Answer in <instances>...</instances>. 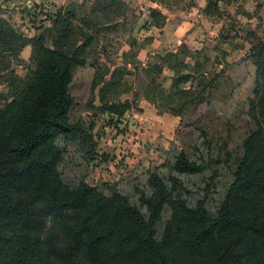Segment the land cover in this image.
Listing matches in <instances>:
<instances>
[{"label": "trees", "instance_id": "16d2710c", "mask_svg": "<svg viewBox=\"0 0 264 264\" xmlns=\"http://www.w3.org/2000/svg\"><path fill=\"white\" fill-rule=\"evenodd\" d=\"M220 1L232 0H207L203 15L222 17ZM122 7L120 0H96L91 15L81 18L71 7L62 8L47 13L34 26L36 34L27 38L4 18L0 6V78L6 75L7 80L0 108V264H264V31L245 34L252 45L245 59L254 69L247 99L254 128L234 158L232 181L212 209L206 199L187 200L178 177L196 175L203 165L182 153L160 165L169 166L167 180L156 168L147 173V192L137 191L143 211L114 189L105 193L84 182L73 187L61 182L58 167L65 146L58 142L83 135L68 118L73 68L84 65L92 33L95 38L101 25L121 17ZM149 18L144 37L164 20L156 11ZM230 24L224 25L225 39L228 31L234 32ZM230 37L238 38V31ZM26 47L29 64L22 76L13 63L20 61ZM196 54L182 47L142 68L153 77L140 85L139 94L158 113L180 118L186 107L211 95L218 74H209L208 58L203 57V67L198 57L192 58ZM134 63L133 71L120 67L107 81L94 76V89L104 83L99 99L109 120L131 108L127 102L117 105L111 102L115 98H105L109 91L116 93L124 74L134 77L140 72ZM165 73L171 75L167 91ZM168 104L171 107L163 110ZM165 207L170 216L157 237Z\"/></svg>", "mask_w": 264, "mask_h": 264}, {"label": "rangeland", "instance_id": "374dc122", "mask_svg": "<svg viewBox=\"0 0 264 264\" xmlns=\"http://www.w3.org/2000/svg\"><path fill=\"white\" fill-rule=\"evenodd\" d=\"M28 1L32 4L31 8L26 7ZM49 1L51 0H46L43 3H39L38 0H0V4L5 6L3 9L5 11L4 18L8 19L15 28H19L27 38H31L36 34L35 28L31 25L34 23L38 25L45 20L47 14L43 11V7L45 5L48 7ZM250 1L245 2L244 6L254 13L255 9H252ZM90 2L91 0H68L64 7H71L81 15V12L87 13ZM50 5L53 9V6L59 5V3L57 0H53ZM181 5L177 1V6ZM260 7V18L264 22V6L261 5ZM130 11L128 18L130 27H126L125 30L121 28L111 32L103 31L98 36L103 42L107 41L103 47L108 50L110 59H113L111 57L122 40L130 42V44L136 41L135 33L130 35L128 31L134 24H137L138 16L133 7ZM239 31H242L240 33L245 37L246 30L240 29ZM234 32L230 30L228 34L231 36ZM149 35L152 36L153 33ZM92 36L94 38V33ZM151 36L144 41H136L128 52L130 54H128L127 59L129 60L128 57L134 55L136 57L134 64L140 69V72H136L134 77L124 74L122 77L124 81L118 86L116 93L107 92L106 100L118 95L121 99L134 97L140 93V85L153 77L152 74L146 75L142 72V68L147 64L151 66L159 63L158 55L155 56V52H158L159 49L153 44L152 40L154 39ZM196 43L198 44L193 46L194 50L189 51L193 54L197 53L192 58L198 57L199 62L205 65L207 60L203 57L208 58L205 51H208L207 54L211 59L214 58L215 53L211 50L212 48L209 47L205 50L203 45H199L202 44V41L198 40ZM235 43L239 44L238 41ZM209 44L213 46L212 43ZM92 45L88 55L89 62L92 63L91 66L76 65L73 68L72 82L69 86L72 105L68 112V118L72 125H77L83 131V135L74 136L65 143L62 140L58 142L60 146L63 144L65 146V157L58 167L60 180L69 187L84 182L90 187H98L99 191L105 193H108L109 189H114L126 196L133 205L139 207L140 194L137 191L146 190L147 173L154 169L146 170L142 167L143 164L147 167L151 166L146 158L147 163L143 161L140 164L125 162L126 159L120 156L115 158L117 153L109 143L113 140L112 136L101 132L104 126L112 123V120L106 118V112L98 105L97 94H94V86H92V82H94V41ZM223 49L228 50V48ZM96 53L101 54L100 51H96ZM29 56L30 49L26 47L19 57L20 61L18 62H21L19 63L21 65L17 66L18 62L13 63L17 74L23 76L25 72L23 67H27L29 64ZM184 59L187 62H192L187 57ZM204 60L206 61L204 62ZM235 60H239L238 55ZM101 71L100 74H104V71ZM226 72L225 75L222 73L217 75L219 78L211 90V95L203 103L184 109L172 138L169 141L157 139L159 144L153 145L151 151V156L162 157L164 163L166 161L169 163L173 156L179 153L186 154L193 160H198L203 165L202 172L193 176L178 178L186 191L187 200L194 203L199 199H206L205 204L209 209H212L225 194L227 186L232 181L230 169L233 167L234 158L240 153L244 137L254 128L252 121L247 116V99L251 94L254 78L252 65L248 60L243 59L237 65L229 67ZM4 76L0 78V108L5 102L7 80L6 75ZM159 100L162 103L163 100L160 98ZM167 107L170 108L171 104L163 106L162 109ZM94 109H97L95 116ZM116 150L119 149L116 148ZM154 150L155 152L158 150L157 155L154 154ZM150 161L152 164L154 163L153 160ZM156 170L162 179L167 180L170 174L168 164L159 166ZM139 208L143 211L141 207ZM169 216L170 210L165 207L161 212L157 237L161 235L163 225Z\"/></svg>", "mask_w": 264, "mask_h": 264}, {"label": "crops", "instance_id": "0c3cea01", "mask_svg": "<svg viewBox=\"0 0 264 264\" xmlns=\"http://www.w3.org/2000/svg\"><path fill=\"white\" fill-rule=\"evenodd\" d=\"M39 3H43L46 0H38ZM53 2V0H51ZM48 3V13L54 14L59 9L65 8L68 0H57L59 5H54L53 9ZM96 0H91L89 4V10L94 6ZM122 3L121 17L116 20L110 21L104 25H101L99 32L93 38L94 41V76L98 79L104 78L106 81L110 79L114 70L120 67H127L129 71H133L131 67V62L136 61V57L131 59L127 56L132 44L130 42H125L122 40L118 44V48L114 55L110 59L108 56V50L104 48L106 42H103L98 38V36L103 31L111 32L114 30L123 29L130 27L128 24V18L130 14L131 7L136 11L138 16V22L132 28L129 29L130 35L135 33L137 36L136 41H144L150 36L144 37L145 34L144 26L151 23L149 14L151 11L158 12L162 17L163 21L159 27H155L151 36L152 42L156 48L159 49L155 52V56H161L168 52H174L182 47H187L189 50H194L193 46L198 40L202 41L204 49L212 48L211 50L215 53L214 58L208 57V64L206 65V71L209 74H221L225 75L226 70L233 65H237L241 60L245 59L247 54L251 50V43L249 39H246L243 34L240 33L241 30H252L259 35L264 31V22L260 18L259 8L261 5L264 6V0H251L252 9L255 12L248 10L244 3L249 0H232L230 3L220 1V7H222V17L212 19L203 15L202 11L205 7L207 0H120ZM177 1L181 6H177ZM54 4V3H53ZM52 9V11H51ZM89 10L86 12H81L79 15L77 12V17H82L84 15H91ZM226 17V19H225ZM214 18V17H213ZM231 23L230 26L232 30L238 31V38L235 39L229 36L228 39L223 38L224 25L226 23ZM254 23V24H253ZM150 25V24H149ZM90 32L94 31V27L90 26L88 29ZM218 34H215V33ZM217 36L215 39L214 37ZM99 39V40H97ZM93 41L90 46L86 49L87 52L93 46ZM130 41V40H129ZM238 41L239 44H236ZM209 43H212L211 46ZM113 44V43H112ZM209 44V45H208ZM187 45V46H186ZM223 48H228L225 50ZM210 50V49H209ZM100 51L101 54L96 53ZM96 53V54H95ZM239 56V60H235L236 56ZM107 58V59H106ZM234 59V60H233ZM241 59V60H240ZM92 63L89 62V56L86 57L84 67H90ZM104 71V74H100V71ZM101 71V72H102ZM168 80L164 83L163 88L167 90L170 87L171 81L168 73ZM94 80V79H93ZM99 85L94 89V94H97L96 100L98 105L101 106L99 99V90L102 88L104 83L98 82ZM134 97H126L121 99L115 97V100L111 102L117 105H123L125 102L131 105V108L124 111L121 116L113 115L112 123L107 124L101 130L103 134L111 135L113 140L111 147L115 149L117 155L115 158L120 156L125 158V162L140 164L150 162L151 166H145L146 170L150 168H158L163 163L162 157L157 155V151L154 154L157 157L151 156L152 146H157L159 141L157 139H164L169 141L174 135L180 118L167 112L158 113L156 108L147 100L144 99L140 94H136ZM122 96V95H121ZM132 99H134L132 103ZM96 105V104H94ZM106 115V114H105ZM117 122V123H116ZM97 129V128H96ZM111 138V137H110ZM109 138V139H110ZM110 146V145H109ZM118 148L119 150H116ZM161 149V148H159ZM162 151V149H161ZM147 160H146V159ZM150 160H153L152 164ZM128 165V164H127Z\"/></svg>", "mask_w": 264, "mask_h": 264}, {"label": "built area", "instance_id": "2783aa9c", "mask_svg": "<svg viewBox=\"0 0 264 264\" xmlns=\"http://www.w3.org/2000/svg\"><path fill=\"white\" fill-rule=\"evenodd\" d=\"M0 6H1V8L5 9V6H4V5L0 4ZM12 6H13V4H12ZM26 7H27V8H31V7H32V4H31L30 1L27 2ZM43 11H44L46 14L48 13V7H47L46 5L43 7ZM39 25H40V23H39L38 25L34 23V24H32L31 26L34 27V26H39ZM95 115H97V111H94V116H95ZM105 116H106L107 119L111 118V117H109V116H111V115H107V114H106Z\"/></svg>", "mask_w": 264, "mask_h": 264}]
</instances>
